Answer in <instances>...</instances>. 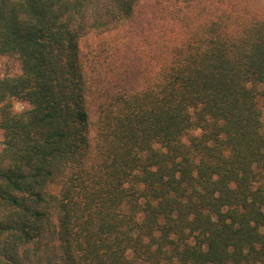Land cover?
Masks as SVG:
<instances>
[{
    "label": "trees",
    "instance_id": "trees-1",
    "mask_svg": "<svg viewBox=\"0 0 264 264\" xmlns=\"http://www.w3.org/2000/svg\"><path fill=\"white\" fill-rule=\"evenodd\" d=\"M141 1L0 0V264H264V16Z\"/></svg>",
    "mask_w": 264,
    "mask_h": 264
},
{
    "label": "rangeland",
    "instance_id": "rangeland-1",
    "mask_svg": "<svg viewBox=\"0 0 264 264\" xmlns=\"http://www.w3.org/2000/svg\"><path fill=\"white\" fill-rule=\"evenodd\" d=\"M250 10L264 16V0H246ZM158 0H142L139 6V14L141 20L147 21L153 17L157 8ZM130 30L119 29L107 32L102 35L91 33L83 37L81 47L84 59L88 62L96 60L99 55L100 62L104 68L113 66L118 58L122 57L125 53L129 52L128 46L130 38ZM106 66V67H105ZM108 67V68H109ZM10 72L15 74L19 72L18 62L10 56H0V77L4 73ZM262 105V116L264 120V102ZM26 104L23 102L15 101L14 108L16 111H21L25 108ZM2 141V131L0 129V147Z\"/></svg>",
    "mask_w": 264,
    "mask_h": 264
}]
</instances>
